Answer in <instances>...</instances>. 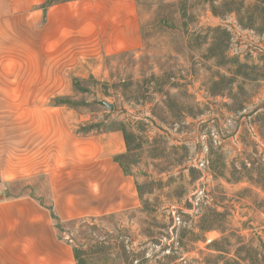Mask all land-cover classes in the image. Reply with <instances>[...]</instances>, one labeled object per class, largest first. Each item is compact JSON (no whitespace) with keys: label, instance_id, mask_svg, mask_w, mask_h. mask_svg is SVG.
I'll return each mask as SVG.
<instances>
[{"label":"rangeland","instance_id":"374dc122","mask_svg":"<svg viewBox=\"0 0 264 264\" xmlns=\"http://www.w3.org/2000/svg\"><path fill=\"white\" fill-rule=\"evenodd\" d=\"M133 12L141 49L106 58L103 69L42 70L32 66L36 55L21 68L22 54H0V138L20 139L19 128L3 130L30 118L23 109L69 100L76 106L61 121L76 132L82 125L124 127L135 137L133 148L139 147L121 160L131 175L116 178L110 170L108 187L103 183L108 196L91 198L94 211L87 215L71 211L64 203L70 198L62 196L53 211L47 190L34 196L21 182L3 197L30 193L51 208L60 221H53L55 238L71 246L77 264H206L218 254L206 246L222 234L206 233L205 242L191 236L209 215L196 207L203 190L226 220L220 228L227 240L218 247L224 256L233 257L239 245L264 253V0H133ZM54 115L47 110L46 123ZM78 155L81 160V150ZM188 166L202 172L198 194L187 186ZM99 169L93 166L94 173ZM175 187L188 188L187 198L195 199L182 215L171 212L170 222Z\"/></svg>","mask_w":264,"mask_h":264},{"label":"crops","instance_id":"0c3cea01","mask_svg":"<svg viewBox=\"0 0 264 264\" xmlns=\"http://www.w3.org/2000/svg\"><path fill=\"white\" fill-rule=\"evenodd\" d=\"M127 2L68 0L44 9L46 0H0V54H22L21 68L29 67L30 56L36 55L32 66L42 70L103 69L106 58L141 49L135 12L130 13L133 0ZM28 97L26 93L21 99ZM47 110L55 114L48 123ZM71 111L66 106L23 109L30 118L3 130L8 134L19 128L21 137L0 138V264H77L71 246L55 238L50 212L30 193L3 197L13 184L23 183L34 196L47 190L53 211L62 196L70 198L64 203L71 211L87 215L94 211L91 198L108 196L103 183L108 187L110 170L116 178L126 177L113 160L126 151L122 134L79 136L61 121L63 112ZM94 165L100 168L96 173ZM62 180L70 193L62 192Z\"/></svg>","mask_w":264,"mask_h":264},{"label":"trees","instance_id":"16d2710c","mask_svg":"<svg viewBox=\"0 0 264 264\" xmlns=\"http://www.w3.org/2000/svg\"><path fill=\"white\" fill-rule=\"evenodd\" d=\"M65 1H68V0H46V3L44 4L43 8L45 9L46 7H49L51 5L62 3ZM56 104L58 106H61V105L66 106L68 108H72L76 106L72 102H69V100H62V101L57 102ZM98 127H99L98 125H89V126L82 125L78 128L77 134L88 135L89 133L100 134V133H106V132H111V131L120 132L123 136V139L125 142V148H126L125 152L127 153L118 155L114 157L113 160L115 163L118 164L123 175L130 176L131 175L130 171L127 170L126 167L121 163L122 162L121 160L122 158L124 159L126 155L132 154L133 150L139 147L137 146V148H133L134 147L133 142H135V137L133 135H130L129 133H126L127 131H125L124 127H120L119 129H116V130L97 131ZM155 151L157 150H152L150 152L155 153ZM158 155L159 153L156 154V156ZM208 166H209V171H211L213 166H211L209 163H208ZM183 170L186 171L188 174L187 186L193 188V191H196L198 194L200 190L199 191L195 190L194 184L200 179L202 172L193 166L184 167ZM179 174L180 175L178 178H182V179L185 178V176H183L182 173H179ZM151 185L152 183L149 184V186ZM135 188H136L138 199L141 201L143 210L147 212L146 206H148V204H147V200L143 199V192L141 190V185L135 182ZM187 189L188 188L183 189V187L182 188L175 187L172 190L173 195H176V198L173 200H169V206L167 207L169 217H170V222H172L173 220V218L171 217V212L175 211L177 214H181L182 209H190L191 207H193L194 205L193 201L195 199V194L191 196V199H192L191 200L192 202H191L189 198H187V195L190 193L188 192ZM202 192H203L202 201L199 203H196V207L200 206V207L205 208V210L204 209L203 210L207 212L209 215H206L203 219L200 220L199 229L201 233L198 235L191 234V236L196 237L197 239L201 237L198 240H204L205 242L204 235L206 233H209L212 231H220L222 234V237L220 239L213 240L206 246L208 250L216 252L218 254L214 256L209 255L208 259L205 260V263L206 264H264V253H258L257 250H254L251 247V245H239L237 249L235 250V255L233 257L228 258V256H224L226 252L223 253L222 250H220V248L218 247L221 242H224L225 240H227L226 236H223L224 231H222V228H220V225H222L223 227V223H225L226 220L223 221L222 220L223 215L219 214L216 211L219 204H215L213 202V197H211L210 195L211 191L207 192V190H203ZM147 194H151V191H148ZM173 195H170V196H173ZM202 202L204 203L203 205H202ZM48 211L50 212L51 219L58 224L60 221L53 214L52 209L49 208ZM192 240H196V239L192 238ZM227 250L231 251L230 249H227ZM240 252L244 254L242 255Z\"/></svg>","mask_w":264,"mask_h":264},{"label":"water","instance_id":"95a60500","mask_svg":"<svg viewBox=\"0 0 264 264\" xmlns=\"http://www.w3.org/2000/svg\"><path fill=\"white\" fill-rule=\"evenodd\" d=\"M100 105L104 106L105 108H107L108 110H113V107L108 105V104H105V103H100Z\"/></svg>","mask_w":264,"mask_h":264}]
</instances>
